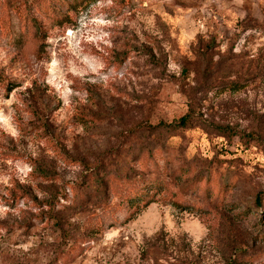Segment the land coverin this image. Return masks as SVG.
Masks as SVG:
<instances>
[{
	"label": "rangeland",
	"instance_id": "1",
	"mask_svg": "<svg viewBox=\"0 0 264 264\" xmlns=\"http://www.w3.org/2000/svg\"><path fill=\"white\" fill-rule=\"evenodd\" d=\"M0 264H264V0H0Z\"/></svg>",
	"mask_w": 264,
	"mask_h": 264
},
{
	"label": "trees",
	"instance_id": "2",
	"mask_svg": "<svg viewBox=\"0 0 264 264\" xmlns=\"http://www.w3.org/2000/svg\"><path fill=\"white\" fill-rule=\"evenodd\" d=\"M190 117L189 115H184L179 117L177 120L171 122V123H162L158 126L160 127H181L185 126ZM118 184L120 187L113 186L114 188V194L117 196V199L119 200V203H126L129 207L138 204L140 201H144L146 204L143 196L145 195V187L149 185H155V186H162L161 181L159 178H152L149 181L146 182H133L130 179H119ZM108 187V186H107ZM259 200V199H258Z\"/></svg>",
	"mask_w": 264,
	"mask_h": 264
}]
</instances>
